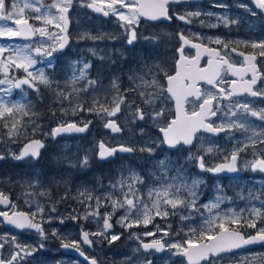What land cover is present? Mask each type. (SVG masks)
<instances>
[{
    "label": "snow or ice",
    "instance_id": "6c2138e0",
    "mask_svg": "<svg viewBox=\"0 0 264 264\" xmlns=\"http://www.w3.org/2000/svg\"><path fill=\"white\" fill-rule=\"evenodd\" d=\"M184 2V0H92L86 6L93 9L97 13H103L104 16L110 14L118 17L119 21L124 22L122 27L128 32L127 42L132 44L137 39L136 26L139 24L141 18L146 20L156 21L161 18L171 20L173 17L169 15V5ZM254 4L255 9L260 10V14H264V0H251ZM21 3L23 6H20ZM40 3V7H36V4ZM73 0H53L50 5H44L41 0H0V38L3 37H22L29 39L39 35V37H47L46 41H42L38 46L33 47L31 44H24L23 46L8 45L7 47L0 44V72H3L7 77L9 69H21L25 75L23 78L15 79L10 81L8 79L0 80V84L7 83L10 85L8 92H11L13 88L22 89L23 86L28 88H34L39 92L37 81L39 84L50 85L51 81L48 76L45 75L44 69L40 68L37 70V74L34 75L32 69L37 63L38 59L42 56L51 57L53 52L57 49H63L69 42L67 35L68 17L67 13L69 8L72 6ZM246 8V11L252 15H257V12L253 8H248L245 5H241ZM44 9L41 11V9ZM34 10L36 15L32 17L34 21L42 23L41 27H35L34 24L29 23V19L25 18V10ZM126 10V11H125ZM200 12L187 13V14H175L176 17L185 21L186 17L199 16ZM225 23L227 19L220 17ZM12 21V26H9L7 22ZM190 22V21H188ZM49 26H54L59 29V32H53L49 30ZM210 27H216V25H210ZM63 33V35H61ZM193 39H197V34H192ZM179 39L183 42L181 48L178 50L180 53L179 59L175 64L174 75H168L165 73L167 85L166 87L160 83L159 80L153 77L152 81L141 80V83L145 86H151L156 88L157 92H149L145 99L146 104H153L155 101L164 95H167L169 99L175 102V116L164 126L160 127V132L163 134V140L160 143H166L169 147H176L178 145H191L193 138L196 137L197 133L203 131L205 133L217 134L225 131V128L237 127L239 129H245V124H228L223 123L214 126V122L211 121V117L217 116L219 111L218 103L219 99L225 94L227 90V96L233 97L243 94H250L251 96H260L264 93L253 91V86L257 84V68L254 61L256 60L255 54H246L244 52L237 53L235 47L229 49L228 43H225L220 38H215L214 43L221 45V48H211L204 43H193L183 33L179 34ZM201 40L204 38H200ZM211 43L213 39L207 37ZM237 44L243 43L241 41L235 42ZM191 45V48L196 50L194 57H188L184 55V45ZM252 49H260L259 55L264 56V41L260 43H252L250 45ZM10 53L7 57H4V53ZM35 54V55H34ZM207 55V65L205 67L200 66L201 57ZM232 54H237L242 58L241 61L232 59ZM51 65V61H48ZM90 67L88 63H85L82 68L79 69V75H73L72 83L75 84L78 80L87 79V69ZM231 74L234 79L225 81V75ZM251 74V78L248 79V75ZM130 79H132L130 77ZM205 82L211 86L212 89H219L218 91L213 90H201L199 82ZM96 82L88 80L89 85H94ZM224 84L225 87H220ZM139 87V85H138ZM113 88L117 89L118 86L113 83ZM85 89L73 88V91L77 93V97L80 91H86ZM145 96L141 93V97ZM57 98L69 99L70 94L65 95L61 90L57 93ZM189 98H192L191 100ZM214 101L217 103L214 104ZM96 101H94L95 105ZM112 103L115 105L109 110L103 105L100 106L99 110L95 108H88L87 111H97V114L103 112L108 117H113L116 113L120 112L121 104L125 103V98L121 95L114 96ZM191 103L192 109L189 111L185 106ZM238 108L242 109V114L250 113L252 117H257L260 121H264V109L260 111H254L249 108L248 104L237 105ZM82 103L78 102L75 107L71 109L72 114L75 115L77 110L83 109ZM62 112H67V109H61ZM20 112L24 115L29 113L26 111V105L22 103H13L11 106L8 105L3 99H0V124L7 128V136L13 139L15 142L16 137L21 135L20 129L23 127V123L20 119H16L15 113ZM231 115L235 116L233 112ZM135 117L140 120L145 118V113L137 108ZM164 116V109L159 112H153L151 118L154 122L159 121ZM11 120V124H9ZM31 123V122H29ZM88 123H84L83 127L77 126L76 123H68L67 125H59L53 128L50 133L55 137L61 133L70 132H84L88 127ZM37 127L33 128V132L37 130ZM105 127L112 129L113 132L120 131V128L116 125L114 120H109ZM257 133L253 132V136ZM253 145L256 144V140L249 137ZM264 143V141H261ZM43 143L40 140L32 139L28 143L24 144L19 154H13L14 159L21 160L26 157H38L39 149L43 147ZM247 145L243 147H237L231 152L230 163L218 164L214 167H206L204 162V156L190 155L188 160H196L199 164V168L209 172H221L224 170L234 172L237 170V157L238 153L245 151ZM99 157L101 159L113 156L118 150L121 152H133L134 149L125 147L123 145L118 148H109L101 142L99 144ZM140 151H148L152 153L153 148H141ZM213 149L211 147L205 150V153H211ZM253 155H256L254 152ZM3 159V156H0ZM227 160L228 157H225ZM88 158L85 157L82 164L87 165ZM158 166L161 170V176H156V183L153 186L147 187L146 193H141L139 185H144V179L135 171H130L128 176H121L119 180L111 188L118 190L121 199H117L113 196V192L106 193L103 199L100 196H93L91 193L87 194L86 199L88 201L95 200L96 210L91 213H86L85 219L88 215L99 216V208L103 206V201H108L112 207V213H105L103 218V229L107 230L112 227L109 222L111 215L118 208L125 209V215L121 217L117 223L124 224L126 227H132L133 225H148L152 223L154 217L162 216L167 217L170 212L175 215L178 208H190L199 211L196 208V201L198 198V186L202 181L193 178L189 183L187 177L184 175L183 169H177L176 175H168V165L164 160L158 161ZM246 167H250L253 171L259 170L264 172V158H258L253 161L246 163ZM126 189V190H125ZM85 195V193H80ZM145 195L147 202L145 200ZM226 199L224 196H217L214 201L203 205L209 212V217L205 219L202 230L199 235H196L195 229H189V238L184 240L182 243L177 242L168 245L169 248L175 249L176 255H181L186 258V264H216V261L223 259V254L233 253L235 250H239L245 246H251L260 244L264 246V226L257 228L255 220H244L242 223L239 214L235 211L229 210V212L220 214L216 212L213 214L214 209H219L220 204ZM82 203L84 201H81ZM0 205H6L10 207L11 214L9 211H0V217L4 218L9 225L15 226L17 229H28L35 230L42 239H46L47 236L44 233L42 222L43 208L40 205L36 206V211L28 212L17 211L16 205L11 203L9 197L3 192H0ZM133 210H135V219H131ZM51 211H55L53 208ZM243 211V210H241ZM257 216L260 215L259 209L253 210ZM37 215H41V221L35 220ZM75 219V217H73ZM188 217H181V219H187ZM127 221V223H125ZM252 228L256 229L255 235H245L241 228ZM159 231V226H157ZM56 235L55 230L52 233ZM90 235L100 236L105 235L102 230L97 233H82V240H73L71 244H62L64 248H74L80 256L84 257L86 261L90 260V264H97L95 258H89L81 250V243L85 245H91L93 242L89 239ZM146 236H154L152 232H145ZM165 235L167 233L165 232ZM139 238V237H137ZM4 239V237H0ZM118 239L117 236L113 235L111 241ZM14 247L18 251L10 253L9 259H4L3 255L0 254V264H19L20 260L23 259L21 253L24 255H30L31 251H36L35 247L30 245H21L16 243V238L12 237ZM40 248H43V243L39 244ZM142 247L145 250L155 249L157 251L163 249L165 245L161 240L153 239L150 243H143ZM4 248V244H0V249ZM150 264V262H149ZM242 264H248L247 260H244Z\"/></svg>",
    "mask_w": 264,
    "mask_h": 264
},
{
    "label": "flooded vegetation",
    "instance_id": "af4514ba",
    "mask_svg": "<svg viewBox=\"0 0 264 264\" xmlns=\"http://www.w3.org/2000/svg\"><path fill=\"white\" fill-rule=\"evenodd\" d=\"M78 1H80L81 4L85 2V14L82 12L80 14H75V11H78L75 10L76 2ZM41 2L46 5L52 3L53 0H41ZM91 2L92 0H73V4L68 11L69 30L67 35L69 37V43L65 49H57L53 52L56 68L54 70L48 68V72L51 75H56L60 72L59 68L65 67L67 62L65 56H70L72 54L71 47L75 43V36L77 33L80 32V30L85 31L89 28L83 27V29H81V26L77 24L78 22H112L118 19V17L112 14L104 16L94 13L91 8L86 6ZM37 5L40 7V3H37ZM241 5L253 8V10L257 12V15H252ZM195 12H200L201 14L199 16L193 15L186 17L185 21L179 20L175 15ZM35 15L36 13L34 10H28L26 11L25 18H28L29 22L37 27L41 22L32 19ZM169 15L173 17L171 20L161 18L156 21H151L141 18L135 29L137 39L133 41L132 44H128L127 36L129 33L124 29V39L121 40V48L117 53L123 55V59L126 61L123 66L119 67V65H116L118 63H113L114 61L112 58H110V60H102L93 58L92 55L88 54L87 57L91 64L89 70L90 79H97L98 81L104 82L109 79L113 84L115 82L113 80L114 78L120 82L123 80V82H127L129 85L146 87L141 83V80L143 79L150 83L155 76V78L166 87L167 80L165 73L168 75H174L175 73V64L180 57L178 50L183 44L179 39V34L183 33L192 40V42H202L211 48L222 47L214 43L215 38H220L225 43H228L229 49L235 47L237 53L244 52L246 54H255L256 60L254 63L256 64L258 79L257 84L253 86V91L264 93V56L259 55V48L252 49L250 47L252 43L258 44L264 41V14H260V10L255 9L251 0H197L189 3L182 2L170 4ZM220 17H225L227 23L221 20ZM210 25H216V27H210ZM92 29L93 26H90V33H92ZM56 31L59 32V29H56ZM93 31H95V29H93ZM193 33L197 34V39H193ZM61 35H63V33H61ZM81 36L79 45L85 46L89 43L93 44L89 35L82 33ZM207 37H211L213 42L210 43ZM16 38L19 43L25 42L31 44L33 47L38 46L42 41L48 39L46 37H39V35L29 39ZM200 38L204 39L201 40ZM237 41L243 43L237 44L235 43ZM195 54L196 50L191 48L190 44L184 45V55L191 58L194 57ZM40 58H43L42 63L45 64L46 58L43 56ZM207 59L206 54L201 57V67L207 65ZM232 59L242 62V58L237 54H232ZM95 60L105 63L102 67L101 77H99L97 73L98 68L94 64ZM117 68L122 69L120 70L122 72L118 74ZM130 77L132 79H130ZM234 78L235 77L230 73L225 75V81H230ZM246 78L250 79L251 74ZM199 86L202 91L219 90L218 88L212 89L211 86L203 81L199 82ZM220 87H225V85L221 84ZM157 91L156 88L151 87V92L155 93ZM147 94L148 92L146 89V95ZM158 99L157 104L154 106L155 112H159L161 109L170 111V115H167L170 121L175 116L174 100L169 99L167 95L161 96ZM189 99L191 100L192 98ZM216 103L217 102L214 101V104ZM245 103L249 105L250 109L260 111L264 109V95L251 96L250 94H243L228 97L226 90L225 94L219 99V111L217 112V116L211 117V121L214 122V126L221 123L225 125H228V123H243L245 124V129H239L237 127L229 129L226 127L225 131L217 134L201 131L194 137L192 145H178L175 149H167L171 154L169 164L172 167L173 173L175 174L177 169H183L187 179L194 178L198 175L201 177L203 175L208 178H223L225 181L234 178L235 180L249 183L264 182V172L259 170L253 171L250 167H246L247 162L258 158H264V143L261 142L264 141V121H260L257 117H252L250 113L242 114V109L238 108L237 105H243ZM185 107L191 111L192 104L188 103ZM233 112L236 113L235 116L231 115ZM228 117L231 118V122L227 120ZM28 119L31 122V127L29 131L26 132V135L22 137L19 136L15 142H9V148L0 149V156H3V159H0V192H3L9 197L10 202L16 205L17 211L31 214V212L36 211V205L31 203V197L40 198V189L43 187V180L50 179V173L60 180L65 177V169L63 166L66 164V160L60 152L62 148L60 141L66 136L56 138L51 135H49V137L46 135V133H50L53 128L61 125V123L51 125L45 117L36 118L31 116L28 117ZM36 126H38L37 130L33 132V128ZM159 129L160 127L158 128L160 132ZM253 132L257 133V135L253 136ZM249 137L256 140L255 145L251 143ZM32 139H42L45 143L39 156L37 158L29 156L21 160L14 159L13 154L18 155L23 145ZM205 140H212L220 148H224L225 152L223 153V157L212 158L210 153H205L209 145ZM244 145H247V148L245 151L239 152L237 157L236 168L239 172L237 175L217 177L212 175L209 171L200 169L196 160H188L190 155H203L206 167H214L220 163L230 162L231 152L235 148L243 147ZM254 152L256 155H253ZM225 157H228V159L226 160ZM35 179H37V184H33ZM72 179L73 176L70 181ZM74 183L75 180H72L71 186H74ZM61 189L63 190L62 187ZM76 194L77 192L75 191L71 194H65L64 190L62 193L60 190L54 189L47 195L43 203L39 201L40 199L38 200L39 203L43 204V213L41 214L43 216L42 227L47 236L46 239H42L35 230L17 229L15 226L9 225L4 221L3 217H0V237H4V239H0V244H4V248L0 249V254L3 255V258L7 260L10 258V253L18 251V249L14 247L12 241V237H15L16 243H20L22 246L30 245L36 248V251H31L29 248L31 252L30 255L21 253L23 259L20 260L19 264H86L74 248L62 247V244H71L73 240H82V233L84 231L82 227L83 220L81 217L77 218V214H80V208H78ZM58 197H63L64 200L60 205L55 206L54 201ZM53 208H55L54 212L51 211ZM0 211H9V214H11L10 207L6 205H0ZM41 215L36 216L35 220L37 222L41 221ZM73 217H75V219ZM54 230L57 233L56 235L52 234ZM241 231H243L246 236L256 234L251 228H241ZM245 231H250V233ZM90 239L93 241V246L88 247L81 243V250L89 257L95 258L101 262V260L98 259V255H95L96 248H98L100 244L98 241H94L92 235H90ZM41 243L44 245L43 248L39 247ZM102 246H104V244H102ZM109 247L112 248V246ZM261 247L264 246L260 245L233 253L223 254V259H221L223 262L217 260L219 262L216 264H237L236 261L239 259L237 256L243 253L248 254L257 251ZM235 256L236 258L232 261L231 258ZM247 259L248 264H264V262L258 263V261H256L257 258L254 257ZM105 262L107 264L109 263L108 260ZM101 263L104 264V262ZM202 264H204V262H202Z\"/></svg>",
    "mask_w": 264,
    "mask_h": 264
},
{
    "label": "rangeland",
    "instance_id": "374dc122",
    "mask_svg": "<svg viewBox=\"0 0 264 264\" xmlns=\"http://www.w3.org/2000/svg\"><path fill=\"white\" fill-rule=\"evenodd\" d=\"M50 4L51 3L46 5ZM84 5L85 2L82 4L80 1L76 2L75 10L78 11H75V14H80L81 12L85 14ZM21 6H23L22 3ZM36 7L39 6L36 4ZM43 10L42 8V11ZM26 11H28V9L25 10V14ZM7 23L9 26H12L13 22ZM123 23L124 22L118 19L112 22H78L77 24L81 26V29H83V27L89 28L85 31L80 30V32L77 33L75 36L77 41L75 39V43L71 47L72 54L70 56H65L67 62L65 67L59 68V73L51 75L48 72V68L52 70L56 68L53 54L51 57L43 56L46 58L45 64L42 63L43 58H39L38 63L32 69H29L33 71L35 75L38 69L43 68L45 75H47L51 81L50 85L46 86L39 84L37 81L39 92L27 86H23L22 89L13 88L11 92H8L10 85L7 83L0 84V99H3L9 106L17 102L26 105V111L29 113L28 115H24L20 112L15 113L16 119H20L23 123V127L20 129L21 137L25 136L26 132H28L31 127V123H29L30 120L28 119V117L31 116L36 118L45 117L51 125L76 123L80 126H84V123H91L90 130L87 134L66 136L60 141L62 145L60 152L66 160V164L63 166L65 169V177L60 180L50 173V179L43 180V187L40 189L42 200L31 197V203L42 207L43 204L39 203V201L43 203L47 195L54 189L60 190L62 193L64 190L65 194H71L74 191L77 192V204L78 208H80V214H77V218H82L83 229L90 233H97L102 230L105 232V235H92L94 241H98L100 244L99 247L96 248L95 255H98V259L104 262V264H107L105 262L106 260L109 261L108 264H149V262L150 264H186L185 258L181 255H176V250L169 248L168 245L177 242L182 243L184 240L188 239L189 229H195L196 235H199L205 219L210 215L207 209L202 206L214 201L217 196H224L226 199L220 204L219 209L213 210V214L216 212L224 214L232 210L239 214L242 223L244 220H255L257 228L264 226V182L249 183L238 181L234 178L225 181L223 178H208L207 176L202 175L200 177L198 175L194 178L202 181L197 189L198 198L196 201V208L199 209V211L190 208H178L175 215L170 212L167 217H154L152 223L146 226L139 224L126 227L124 224L117 223V221L125 215V209L118 208L111 215L109 220L112 227L104 230L102 217L106 212L112 213V207L106 200L103 201V206L98 210L99 216L88 215L87 219L84 218L86 213H91L96 210L95 200L88 201L86 199L87 194L91 193L94 197L100 196L103 199L106 193L113 192L115 198L121 199L122 197L119 191L113 190L111 185L115 184L122 175L125 177L128 176L130 171L139 173L144 179L145 184L138 186L142 194L146 193L147 187L153 186L156 183V176H161L158 161L164 160L166 162L169 176L176 175V173H173L172 167L169 164L171 154L165 148L164 143H160V141H162V136L158 131L159 127L164 126L169 121L167 115H170V111H164L165 115L159 121L154 122L152 120L151 114L155 112L154 106L159 99L153 104L145 103V99L147 98L146 89L148 93L151 92V86H133L129 85L127 82H123V80L120 82L114 78V83L118 86V92L116 88H113V84L109 79L106 82L92 79L96 83L94 85H89L88 80H91L89 77L90 67L87 69V79L78 80L75 84L72 83L73 75L75 74L78 76L79 69L82 68L85 63L91 66L90 60L87 57L88 54L92 55L93 58L102 60H110V58H112L114 61L113 63H118L116 65H119V67L123 66L126 61L123 59V55L117 54L121 48V40L124 39L123 34L125 32L122 27ZM41 26L42 23L37 27ZM90 26H93V29H95V31L92 29V33H90ZM49 30L57 32L54 26H49ZM82 33L89 35L93 44L89 43L85 46L79 45ZM0 44L7 47L8 45L23 46L27 43H19L16 37H3L0 38ZM9 54L10 53L5 52L3 55L7 57ZM49 60L51 61V65L48 63ZM116 70L118 74L122 72L120 68ZM24 75L25 73L21 69L12 68L9 69L7 77L3 72H0V80L8 79L14 81L15 79L23 78ZM85 87H87V90L80 91L77 97V93L73 91V88L85 89ZM61 90L65 95L70 94V101L69 99L57 98V93ZM141 93L145 94L143 98L141 97ZM118 94L125 98V103L121 104V110L116 113L115 116L108 117L103 112L97 114V111H87L88 108H93L94 106L99 110L101 105L111 110V108L115 106L112 103V99ZM94 101H96L95 105ZM78 102L82 103L84 108L77 110L76 114L73 115L71 109L75 107ZM137 108L141 109L146 114L143 120L134 116ZM61 109H67L68 111L65 113L62 112ZM110 119L115 120L116 123L123 128L121 133L112 134L110 130L106 129L105 124ZM227 120L231 122L230 117H228ZM11 122L12 121L9 120V124H11ZM7 131L8 129L0 124V149L9 148V142H13V139L7 136ZM47 136L49 137V135ZM18 138L19 136L14 139L17 140ZM100 141H103L109 147L123 145L133 148L134 151L130 153L119 152L112 161L103 163L96 158ZM205 142L209 143L208 148L211 147L213 149L210 153L212 158L223 157V153L225 152L224 148H220L212 140H205ZM149 147L154 149L152 153L140 151L141 148ZM85 157L88 158L87 165L82 164ZM93 163L95 166L92 165ZM99 163L107 165L103 166L99 165ZM91 169H97V173H88ZM72 176V180H75L74 186H71L72 180L70 181V179ZM192 179L193 178L188 179L189 183ZM37 183V179H35L33 184ZM229 189L231 191H229ZM80 193H85V195H80ZM144 198L147 202L146 195ZM63 200V197L56 198L54 201L55 206L60 205ZM81 201L84 202L82 203ZM254 209L260 210L259 216L253 211ZM182 216L188 218L182 220ZM131 219H135V210H133ZM125 223H127V221ZM157 226H159V231L157 230ZM252 230L256 233V229ZM145 232H152L155 235L146 236L144 235ZM165 232L167 235H165ZM113 235L117 236L118 239L109 243ZM153 239L161 240L166 247L159 255L157 251L145 252L142 248V242L152 241ZM102 244H104V246H102ZM113 244L115 245L114 249L109 247ZM237 257L239 258L236 261L237 264H242L244 260H248L247 258L253 257L257 258L256 261H258V263L264 262V247L248 254L243 253ZM234 258H236V256L231 258V260L234 261ZM219 261L223 262L221 259H219ZM219 261H216V263Z\"/></svg>",
    "mask_w": 264,
    "mask_h": 264
},
{
    "label": "water",
    "instance_id": "95a60500",
    "mask_svg": "<svg viewBox=\"0 0 264 264\" xmlns=\"http://www.w3.org/2000/svg\"><path fill=\"white\" fill-rule=\"evenodd\" d=\"M191 1H197V0H184V3H189V2H191ZM182 3V2H181ZM93 10V9H92ZM93 12L94 13H96V14H99V15H103V13H97V12H95L94 10H93ZM67 17H68V13H67ZM30 23V22H29ZM68 30H69V19H68V25H67V33H68ZM19 39H24V38H22V37H18ZM32 38V37H31ZM69 43V42H68ZM193 43H195V42H193ZM68 46V44L67 45H65V47L63 48V49H65L66 47ZM113 120V119H112ZM115 121V120H114ZM115 123H116V121H115ZM67 125V124H66ZM116 125L120 128V131H118V132H113L112 131V129H110V128H107L106 127V129H108V130H110L111 132H112V134H117V133H121V131H122V128L119 126V124L118 123H116ZM77 126H79V125H77ZM89 124H88V127L86 128V130L84 131V132H70V133H61V134H58V135H56L55 137L57 138V137H60V136H63V135H85V134H87L88 132H89ZM79 127H83V126H79ZM36 140H40L42 143H43V145L45 146V143L43 142V140H41V139H36ZM193 141H194V138H193ZM101 142H103V141H100L99 142V144L101 143ZM104 143V142H103ZM99 144H98V147H99ZM105 144V143H104ZM193 144V143H192ZM191 144V145H192ZM106 145V147H109L107 144H105ZM165 145H166V147L167 148H169V149H175L176 147H169L166 143H165ZM44 146L41 148V149H39V154H40V151L44 148ZM119 146H116V147H109V148H118ZM99 151H100V149L98 150V153H97V157H98V159L100 160V161H103V162H108V161H112L115 157H116V153L117 152H120V153H123V152H121V151H117L113 156H110V157H107V158H104V159H101L100 157H99ZM35 158H37V157H35ZM226 163H230V162H226ZM220 164H222V163H220ZM213 175H215V176H225V175H227V176H233V175H237L239 172L236 170V171H234V172H230V171H227V170H224V171H221V172H211ZM85 232V231H84ZM252 235H255V234H252ZM90 239V238H89ZM151 241H149V242H143V243H150ZM163 243V242H162ZM164 244V243H163ZM87 246H92V244L91 245H87ZM257 246H260V244H256V245H251V246H245V247H243V248H241V249H239V250H235V251H240V250H244V249H247V248H251V247H257ZM143 248V247H142ZM166 249V247H164L163 249H161V250H159V251H157V250H155V249H148V250H145L144 248H143V250L144 251H146V252H150V251H152V250H155V251H157V253L158 254H161L164 250ZM234 251V252H235ZM78 255H80L79 253H78ZM86 255V254H85ZM87 256V255H86ZM80 257H82V256H80ZM88 257V256H87ZM82 259H83V261H85L87 264H90V260L89 261H86L85 259H84V257H82ZM97 264H101V263H99L98 261H97Z\"/></svg>",
    "mask_w": 264,
    "mask_h": 264
},
{
    "label": "trees",
    "instance_id": "16d2710c",
    "mask_svg": "<svg viewBox=\"0 0 264 264\" xmlns=\"http://www.w3.org/2000/svg\"><path fill=\"white\" fill-rule=\"evenodd\" d=\"M94 64L97 66V68H98V75H99V77H101V75H102V70H103V66L105 65V63L103 62V61H98V60H95L94 61ZM100 65V66H99ZM96 68V69H97ZM101 79V78H100ZM92 165H94V163L92 164ZM99 165H103V166H106L107 164H101V163H99ZM95 166V165H94ZM93 166V167H94ZM97 170V169H96ZM95 170V173H97V171ZM231 191V190H230ZM245 232H247V233H250V231H245Z\"/></svg>",
    "mask_w": 264,
    "mask_h": 264
}]
</instances>
